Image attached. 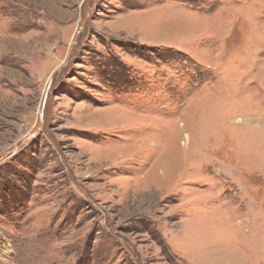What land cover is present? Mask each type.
<instances>
[{
  "label": "rangeland",
  "instance_id": "1",
  "mask_svg": "<svg viewBox=\"0 0 264 264\" xmlns=\"http://www.w3.org/2000/svg\"><path fill=\"white\" fill-rule=\"evenodd\" d=\"M263 150L264 0H0V264H264Z\"/></svg>",
  "mask_w": 264,
  "mask_h": 264
},
{
  "label": "crops",
  "instance_id": "2",
  "mask_svg": "<svg viewBox=\"0 0 264 264\" xmlns=\"http://www.w3.org/2000/svg\"><path fill=\"white\" fill-rule=\"evenodd\" d=\"M262 156H264V150H263V152H262ZM259 167V168H258ZM254 171H256V172H254ZM252 172H254V173H257V174H259L260 175V177H262V178H264V162L263 163H260V166H256L253 170H252ZM252 172H250V173H252ZM251 193H253V192H251ZM256 193V192H255ZM257 194H262L261 195V198L260 199H258V200H256L255 198H254V196H253V194L251 195V199L252 200H250V202H251V205H253V206H256L257 208L258 207H261L262 205H263V201H264V196H263V194H264V192H258ZM257 196H259V195H257ZM258 212V211H257ZM263 214H264V212H259V213H256V216H260L261 217V220H264V216H263Z\"/></svg>",
  "mask_w": 264,
  "mask_h": 264
},
{
  "label": "bare ground",
  "instance_id": "3",
  "mask_svg": "<svg viewBox=\"0 0 264 264\" xmlns=\"http://www.w3.org/2000/svg\"><path fill=\"white\" fill-rule=\"evenodd\" d=\"M188 141H189V137H188V135L184 134V142H182L181 145H182V146H186V145L188 144ZM150 146H152V145L147 146L146 149H145L144 151H142V153H144V152H146V151H147L146 153H149V152L152 150V149H150ZM152 148H153V146H152ZM149 149H150V150H149ZM139 153H140V152H138V154H139ZM142 153H141V154H142ZM150 153H151V152H150ZM150 153H149V154H150ZM120 155H122V154H120ZM174 161H175V160H174ZM174 170H175L174 168L171 169L172 172H174ZM170 173H171V172H170ZM173 176H174V175H173V173H172V174H169L168 177L164 178V181H163V184H162V185H165V186H166V185L168 184V181L170 180L169 178H171V177H173ZM172 180H173V179H172Z\"/></svg>",
  "mask_w": 264,
  "mask_h": 264
}]
</instances>
